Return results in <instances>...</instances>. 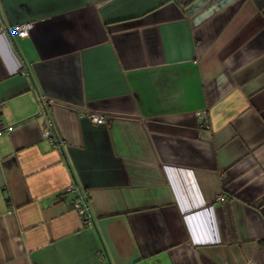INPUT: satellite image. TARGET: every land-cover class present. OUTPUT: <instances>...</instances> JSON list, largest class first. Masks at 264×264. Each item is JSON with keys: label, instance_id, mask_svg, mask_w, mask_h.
Returning a JSON list of instances; mask_svg holds the SVG:
<instances>
[{"label": "crops", "instance_id": "0c3cea01", "mask_svg": "<svg viewBox=\"0 0 264 264\" xmlns=\"http://www.w3.org/2000/svg\"><path fill=\"white\" fill-rule=\"evenodd\" d=\"M0 19V264H264V0H0Z\"/></svg>", "mask_w": 264, "mask_h": 264}, {"label": "built area", "instance_id": "2783aa9c", "mask_svg": "<svg viewBox=\"0 0 264 264\" xmlns=\"http://www.w3.org/2000/svg\"><path fill=\"white\" fill-rule=\"evenodd\" d=\"M1 20V19H0ZM32 27V22L31 21H26V22H18L13 25H10L9 27H5L9 32H12L14 35L18 37H25L29 34L30 29ZM0 30L4 31V27L1 25ZM1 105V104H0ZM80 116H84L87 118L89 121L95 124H102L105 120V117L103 114L92 112V111H83L80 112ZM200 119L204 122H206V114L204 112H200L198 114ZM12 130L11 126H1L0 125V135L3 133L9 134ZM44 137L51 139L49 136V133H45ZM52 140V139H51ZM75 186L72 185L70 188H74ZM72 207L73 209L80 215L82 222L84 224H91L92 223V218L90 216L88 206H87V201L85 200L84 196L82 195L81 192L78 193L76 198L72 202Z\"/></svg>", "mask_w": 264, "mask_h": 264}, {"label": "trees", "instance_id": "16d2710c", "mask_svg": "<svg viewBox=\"0 0 264 264\" xmlns=\"http://www.w3.org/2000/svg\"><path fill=\"white\" fill-rule=\"evenodd\" d=\"M85 198V197H84ZM85 200H86V198H85Z\"/></svg>", "mask_w": 264, "mask_h": 264}, {"label": "rangeland", "instance_id": "374dc122", "mask_svg": "<svg viewBox=\"0 0 264 264\" xmlns=\"http://www.w3.org/2000/svg\"><path fill=\"white\" fill-rule=\"evenodd\" d=\"M95 124V123H94Z\"/></svg>", "mask_w": 264, "mask_h": 264}]
</instances>
